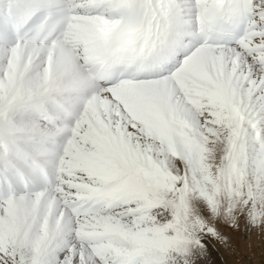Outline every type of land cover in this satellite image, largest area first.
Returning a JSON list of instances; mask_svg holds the SVG:
<instances>
[{
    "label": "snow or ice",
    "instance_id": "obj_1",
    "mask_svg": "<svg viewBox=\"0 0 264 264\" xmlns=\"http://www.w3.org/2000/svg\"><path fill=\"white\" fill-rule=\"evenodd\" d=\"M252 235L264 0H0V264H228Z\"/></svg>",
    "mask_w": 264,
    "mask_h": 264
},
{
    "label": "rangeland",
    "instance_id": "obj_2",
    "mask_svg": "<svg viewBox=\"0 0 264 264\" xmlns=\"http://www.w3.org/2000/svg\"><path fill=\"white\" fill-rule=\"evenodd\" d=\"M259 238L254 236L252 239L253 246H259ZM246 251V250H245ZM259 253L254 255L252 252L250 255L242 254L241 256H232L227 253H224V255L219 256V259L223 262L227 260L228 264H264V257L258 256ZM254 255V256H253Z\"/></svg>",
    "mask_w": 264,
    "mask_h": 264
},
{
    "label": "bare ground",
    "instance_id": "obj_3",
    "mask_svg": "<svg viewBox=\"0 0 264 264\" xmlns=\"http://www.w3.org/2000/svg\"><path fill=\"white\" fill-rule=\"evenodd\" d=\"M254 236H256V235H252L250 237L251 242H252V239L254 238ZM256 237H258V236H256ZM258 238H259V241H258L259 242V246H255V245L253 246V253H254V255L259 253L258 256L262 255V257H264V242L261 241L260 237H258ZM251 253L252 252H249L248 255H250ZM246 256H247V254H246Z\"/></svg>",
    "mask_w": 264,
    "mask_h": 264
}]
</instances>
